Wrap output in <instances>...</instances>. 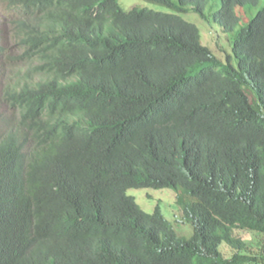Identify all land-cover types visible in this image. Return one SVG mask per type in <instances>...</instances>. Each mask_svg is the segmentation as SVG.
Returning <instances> with one entry per match:
<instances>
[{"label": "trees", "instance_id": "trees-1", "mask_svg": "<svg viewBox=\"0 0 264 264\" xmlns=\"http://www.w3.org/2000/svg\"><path fill=\"white\" fill-rule=\"evenodd\" d=\"M143 1L170 12L0 0L30 64L0 126V264H264L234 234L264 235L263 0ZM191 13L228 36L226 63ZM129 189L173 191L192 236Z\"/></svg>", "mask_w": 264, "mask_h": 264}, {"label": "rangeland", "instance_id": "rangeland-1", "mask_svg": "<svg viewBox=\"0 0 264 264\" xmlns=\"http://www.w3.org/2000/svg\"><path fill=\"white\" fill-rule=\"evenodd\" d=\"M120 7L127 11L132 7L147 8L159 12H170L168 8L148 3L143 0H118ZM264 6V0L262 2ZM218 7V1L212 2V12L214 13ZM209 9H207V13ZM2 18V19H1ZM0 18V43L7 51V59L2 58L0 60V126H2L1 120H8L14 117L15 112L7 105V93L10 90H16L26 80L30 64L21 60L14 61L19 58L21 52L16 42L10 41L11 35L8 32L10 28L9 22L4 17ZM183 18L195 24L201 33V42L204 46L208 47L213 54L223 63H226V57L232 56L231 42L228 40V36L224 34L221 27L213 21L210 15L207 20H202L196 14L183 15ZM235 65V60H233ZM34 78V76H33ZM127 195L133 197L137 205L146 213H153L155 207L159 204L160 209L164 216L174 225L177 234L180 237L190 238L193 234V227L183 222L182 212L175 204V194L168 189L156 190V189H129ZM235 236L249 243L253 251H264V235L257 233L236 230ZM221 251L227 258L234 253L226 245H221Z\"/></svg>", "mask_w": 264, "mask_h": 264}]
</instances>
